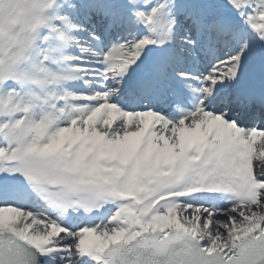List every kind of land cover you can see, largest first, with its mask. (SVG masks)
Instances as JSON below:
<instances>
[{"label":"snow or ice","instance_id":"6c2138e0","mask_svg":"<svg viewBox=\"0 0 264 264\" xmlns=\"http://www.w3.org/2000/svg\"><path fill=\"white\" fill-rule=\"evenodd\" d=\"M0 264H264V0H0Z\"/></svg>","mask_w":264,"mask_h":264}]
</instances>
